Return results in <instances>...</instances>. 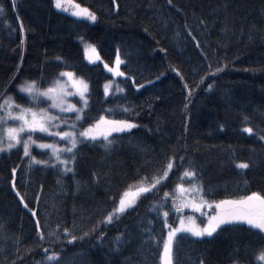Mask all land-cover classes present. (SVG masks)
<instances>
[{
  "label": "trees",
  "instance_id": "trees-1",
  "mask_svg": "<svg viewBox=\"0 0 264 264\" xmlns=\"http://www.w3.org/2000/svg\"><path fill=\"white\" fill-rule=\"evenodd\" d=\"M72 1L92 11L96 23L59 12L52 0H16L15 7L0 0V103L11 96L33 107L18 86L36 81L45 89L71 72L88 84L80 129L102 119L137 127L81 143L69 164L74 172L58 164L29 167L22 146L2 153L0 264H48L45 257L54 252L60 264H161L168 231L162 212L176 226L172 201L179 184L202 188L216 203L264 194V0ZM83 41L105 65L122 61L114 94L106 95L113 78L104 65L86 61ZM34 140L53 142L41 134ZM30 150L49 159L36 144ZM169 162L167 179L106 222L125 192L149 186ZM185 171L196 176L184 177ZM221 229L204 239L182 234L180 264H232L234 255L244 264H264L257 259L263 233L245 223Z\"/></svg>",
  "mask_w": 264,
  "mask_h": 264
},
{
  "label": "snow or ice",
  "instance_id": "snow-or-ice-1",
  "mask_svg": "<svg viewBox=\"0 0 264 264\" xmlns=\"http://www.w3.org/2000/svg\"><path fill=\"white\" fill-rule=\"evenodd\" d=\"M54 3L56 8L67 11V8L64 7V0H54ZM168 3L171 4L172 0H168ZM12 4L13 7H15L16 0H12ZM3 11V7L0 6V13ZM70 14L77 17H84L93 22L97 19L96 15L88 8H81L78 4L74 5V10ZM91 52L96 54L94 47L91 48ZM96 58H99L98 54H96ZM89 59L91 60L92 57L90 56ZM121 63L122 61L119 59V57H117L116 74L123 76L124 73L119 71V65ZM109 70L112 71V69ZM60 75L66 76L69 79H72L73 77V73L71 72L60 73ZM72 87L75 89V93H68L65 91L64 87L60 85L58 80L53 81L52 86L45 89L39 88L36 81H25L22 85L18 86L19 92L27 94V96L30 98L33 107H23L22 105L17 104L11 96H8L3 100L2 103H0V124L5 123L6 120L19 122L17 127H7L4 130L3 135H0V153H4L6 151L10 152L12 149L22 146L23 155L30 158L29 167H31L32 164H37L55 168L58 164L62 166L63 172H74V168L69 167V164H75L77 155L76 149L78 148V145L86 141H95L97 139L96 129L99 128V124L90 126L82 131H79L78 133L76 131H62L59 129L61 124L65 121L58 115H52L48 109L39 107L41 98L44 97L51 101L50 108L58 109L60 113L75 112L77 113V121L83 119V110L84 108H87L88 105V100L85 97V93L88 90V85L83 80H72ZM141 87H143V85H141ZM185 87H187V85H185ZM208 87L211 89V85ZM72 94H78L80 96V99L83 102L82 108H77L75 104L67 103L66 97ZM101 123H107L111 126L107 134H103L106 140L107 136L113 131L124 132L137 127V125L125 120H102ZM69 127L75 128V125L73 124ZM243 131L251 135L253 133V128L245 127ZM36 132L45 133L48 136L59 137L61 140L67 142V146L60 148L57 144H37L36 140L33 139V134ZM22 134H27V138L25 139ZM259 138L264 140V135H261ZM111 143L112 142L109 141V144ZM33 144H36V146L40 149H51L49 159H36V157L31 154L30 150L31 145ZM61 153H69L70 156L67 159H62ZM53 158L55 163H50ZM236 167L240 169H248L250 165L249 163H238L236 164ZM172 168L173 163L169 162L167 164L166 170L162 172L160 177L154 178L149 186L139 187L135 193L125 192L119 200L118 207L105 217L106 222L111 223L114 215L123 214L129 208H134L136 203L135 200H130L128 197L130 195L139 197L141 194L152 192L153 189L157 188V185L161 184L163 180L167 179L168 173ZM12 172L15 174L16 169H13ZM183 176L194 178L196 173L194 171H185ZM12 184L13 187H15V181H13ZM176 191L179 193L178 199L180 203L177 204L176 199H174L172 204L177 212H179L184 207H198L197 205L192 204L190 201H185L184 196L188 190L185 189L182 184L177 186ZM196 191L201 196L203 195L202 188H198ZM17 195L19 196L20 194L17 192ZM168 196L169 194L165 192L164 196L162 197V201L166 202ZM23 199L24 197L20 196V200L23 201ZM24 207L27 208L28 205L24 204ZM160 207H163V203H161ZM215 207L219 209L218 214L213 216L208 221L207 225L202 228L195 225L194 222H189L186 224L184 219H180L179 227H174L172 224L167 223V217L169 213L167 211L162 212L164 226L168 229V231L167 238L162 243V251L159 257L161 264H180V261L176 258L175 253L179 250L180 242L185 238L184 235L178 236V234L181 233L190 234L191 236L197 238H204L206 236L211 237L218 230H223L221 229L222 225H234L240 222L247 224L252 229H258L261 233H264V194L252 192L250 195H245L241 199L220 200L215 205ZM29 211L33 216H36L34 211L31 209H29ZM35 223L39 228V219H37ZM56 227L57 230L60 229L59 224ZM63 231L64 233L71 236L67 227H64ZM39 238L41 240L44 239L43 231L39 232ZM76 239L77 237L71 236L68 242L74 243ZM149 239L154 240L153 237H149ZM147 242L148 241H145V243ZM154 242L158 245L161 243L159 240H154ZM44 252L47 253L48 249H44ZM45 259L48 264H60V256L58 253L54 252L51 255H46ZM257 259L261 262H264V248L259 251ZM198 264H205V261L201 259L199 260ZM232 264H244V262L238 256L234 255Z\"/></svg>",
  "mask_w": 264,
  "mask_h": 264
},
{
  "label": "rangeland",
  "instance_id": "rangeland-1",
  "mask_svg": "<svg viewBox=\"0 0 264 264\" xmlns=\"http://www.w3.org/2000/svg\"><path fill=\"white\" fill-rule=\"evenodd\" d=\"M52 1L54 3V0H52ZM75 4L76 3L73 2L72 0H64V7L67 8V11H64L62 9L56 8L55 3H54V6H55V9L58 10L59 12H62L64 14H67V15L73 17V18L80 19V20H84V21H88L89 23H92V24L96 23L97 19H96V21L93 22V21H90V20H88V19H86L84 17H77V16L71 15L70 13L74 10V5ZM80 7L81 8H85V7L81 6V5H80ZM82 46H83L84 56H85L86 61L88 63H90V64L102 63L104 65L105 70L112 76L113 79L110 82H108L106 84V86H105V92H106V95H112V94H114L115 93V90H116V81H117V79L120 78V77H123V76H120V75H117L116 74V61H115L114 65L112 67L107 66V65H105L103 63V61H102V59H101V57H100V55H99V53L97 51V48L94 45H91L90 43L83 41L82 42ZM93 47L95 48V53L98 54V57H99L98 59L96 58V54H94V53L91 52V48H93ZM90 56L92 57L91 60L89 59ZM121 65H122V63L119 65V71L120 72H122L121 71ZM109 69H112V71H110ZM64 78H65V80H63ZM63 79H61L59 81L60 82V85L62 87H64L65 91L68 92V93H75V89L72 87V80H76V81L82 80V79L77 78L74 74H73L72 79H69L66 76H63ZM87 94H88V90L85 93L86 99H87ZM29 101H30V98H29ZM66 101H67L68 104H75L77 108H82L83 107V102L81 101L80 96L78 94L68 95L66 97ZM50 104H51V101L50 100H48L47 98L42 97L41 98V103H40L39 107L40 108H44V109H48L52 115H58V116H60L65 121L64 123L61 124L59 130H62V131H76L77 133L79 131L84 130V129H80V127H79V124L83 121V119H81L79 121L76 120L77 113H75V112L60 113L58 109L50 108ZM85 110H86V108H84V110H83V118H84V112H85ZM102 120L103 121H111V120H107V119H102ZM102 120H100L99 122H97L95 124V125L99 124V128L96 129V132H97V139L96 140H106L104 138V135L103 134H107L108 130L111 127L107 123H101ZM73 124L75 125V128L69 127L70 125H73ZM18 125H19V122L18 121L6 120L5 123L0 124V135H3L4 130L7 127H17ZM95 125H93V126H95ZM134 129H136V127L133 128V129H131V130H126L124 132H114L113 131V132H111L110 135L107 136V139H109L110 137H112L113 135H116V134H122V133L131 132ZM35 134H41V135H43L46 138L52 139L53 142L47 143V144H57L58 147H60V148H64V147L67 146V142L64 141V140H61L59 137H56V136H48L45 133L36 132V133L33 134V139H34V135ZM22 135L24 136L25 139L27 138V134H22ZM78 139H79V137H78ZM32 146L34 147V144L31 145V147ZM41 150L42 151H47L49 153V155L51 153V149H41ZM1 154L2 153H0V155ZM68 155H70V154L69 153H61V158L62 159H65L66 157H68ZM179 185H181V184H179ZM183 186H184L185 189L188 190V192L184 196L185 201H190L192 204L197 205L198 207H192V206L184 207L179 212H177L175 210V212H173V214L175 215V217L177 219V224L174 227H179V221H180V219H184L185 222H186V224L189 223V222H194L195 225H197V226H199L201 228L202 227H205L207 225L208 221L213 216H216L218 214L219 209H217L215 207V205L218 202L217 203L216 202H209L208 200H206L203 197V195L201 196L196 191V189H198V187L195 186V185H192L191 184V185H186V186L183 185ZM137 189L131 190V191H127V192L135 193ZM145 194L146 193L141 194V195H139V197H137L135 195H130L128 197V199L135 200V202H136L135 205H136L138 203V201L140 200V198L142 196H144ZM178 197H179V193L176 191V201H177V204L180 203ZM130 209H132V208H129L128 210H130ZM119 215H121V214H117V215H114V216H119ZM168 216H170V213H169ZM240 223H243V222H240ZM223 226H227V225H222L221 227H223ZM182 234L183 233L178 234V236L179 235H182ZM215 234L216 233H214L213 236ZM186 235L191 236L190 234H186ZM191 237H193V236H191ZM193 238H196V239H204V238H210V237H207L206 236L204 238H197V237H193Z\"/></svg>",
  "mask_w": 264,
  "mask_h": 264
}]
</instances>
